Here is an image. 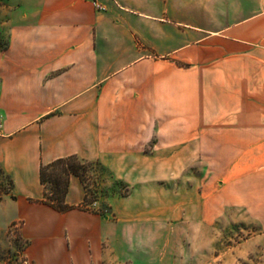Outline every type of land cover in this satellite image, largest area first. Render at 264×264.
<instances>
[{"label": "crops", "instance_id": "1", "mask_svg": "<svg viewBox=\"0 0 264 264\" xmlns=\"http://www.w3.org/2000/svg\"><path fill=\"white\" fill-rule=\"evenodd\" d=\"M29 1L0 52V166L16 197L1 206L31 264H158L126 236L157 246L164 213L33 202L41 168L71 156L140 172L144 155L209 141L200 154L230 156L220 206L246 209L264 231V0ZM85 195L71 176L66 203Z\"/></svg>", "mask_w": 264, "mask_h": 264}, {"label": "rangeland", "instance_id": "2", "mask_svg": "<svg viewBox=\"0 0 264 264\" xmlns=\"http://www.w3.org/2000/svg\"><path fill=\"white\" fill-rule=\"evenodd\" d=\"M29 5V0H0L1 42L9 39L15 22L24 23V7ZM189 144L186 155L142 156L140 172L113 173L80 160L88 195L83 211L114 218L115 203L122 201L125 209L164 213L154 238L157 246H148L149 235L144 233L126 236L133 251L144 248V258L152 257L154 263L264 264L260 221L246 209L219 204L230 196V156L200 154L206 151V140ZM58 179L66 181L67 175L60 169L48 172L49 193ZM9 190V177L0 166V264H31L25 255L30 242L21 234V225L8 219V208L1 206Z\"/></svg>", "mask_w": 264, "mask_h": 264}, {"label": "trees", "instance_id": "3", "mask_svg": "<svg viewBox=\"0 0 264 264\" xmlns=\"http://www.w3.org/2000/svg\"><path fill=\"white\" fill-rule=\"evenodd\" d=\"M2 38V36H0ZM0 40V52H3L9 48V39H7L4 42ZM89 163V162H86ZM90 164V163H89ZM62 170L65 175H67L66 181H61V179L54 180L52 182V193H49L48 191V172L49 171H57ZM82 164L78 157L71 156L63 159H58L51 164H48L46 166H43L41 168V182L45 187V193L44 198L40 201H37L39 203L47 204L51 207H53L55 210L61 213H66L69 211H72L74 209H80L84 210L85 204L88 202L87 196L85 197L84 204L79 207L70 206L66 203V197L69 192L70 187V177L71 176H77L81 179V181L85 184V178L84 175L81 173ZM9 181H10V192L7 193V195H10L12 199H16V197L12 194L14 189V183L12 178L8 175ZM103 216V215H102Z\"/></svg>", "mask_w": 264, "mask_h": 264}, {"label": "built area", "instance_id": "4", "mask_svg": "<svg viewBox=\"0 0 264 264\" xmlns=\"http://www.w3.org/2000/svg\"><path fill=\"white\" fill-rule=\"evenodd\" d=\"M99 7V6H98ZM101 8V7H100ZM3 129V119L0 117V131Z\"/></svg>", "mask_w": 264, "mask_h": 264}]
</instances>
